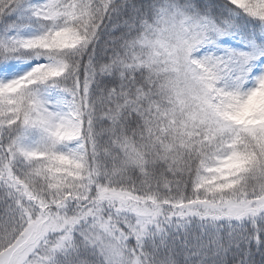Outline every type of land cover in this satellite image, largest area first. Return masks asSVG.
Listing matches in <instances>:
<instances>
[{"label":"snow or ice","instance_id":"snow-or-ice-1","mask_svg":"<svg viewBox=\"0 0 264 264\" xmlns=\"http://www.w3.org/2000/svg\"><path fill=\"white\" fill-rule=\"evenodd\" d=\"M229 257L264 264V0H0V264Z\"/></svg>","mask_w":264,"mask_h":264},{"label":"trees","instance_id":"trees-1","mask_svg":"<svg viewBox=\"0 0 264 264\" xmlns=\"http://www.w3.org/2000/svg\"><path fill=\"white\" fill-rule=\"evenodd\" d=\"M254 259L259 262L262 259L260 253H255ZM229 264H231V257H229Z\"/></svg>","mask_w":264,"mask_h":264},{"label":"rangeland","instance_id":"rangeland-1","mask_svg":"<svg viewBox=\"0 0 264 264\" xmlns=\"http://www.w3.org/2000/svg\"><path fill=\"white\" fill-rule=\"evenodd\" d=\"M21 67L24 68V69L26 70V68H27L28 66H26V65H21Z\"/></svg>","mask_w":264,"mask_h":264}]
</instances>
